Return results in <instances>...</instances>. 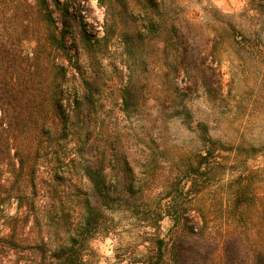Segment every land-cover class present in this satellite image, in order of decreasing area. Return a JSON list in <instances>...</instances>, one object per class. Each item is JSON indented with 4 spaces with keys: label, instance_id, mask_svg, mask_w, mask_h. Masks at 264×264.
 Returning a JSON list of instances; mask_svg holds the SVG:
<instances>
[{
    "label": "trees",
    "instance_id": "trees-1",
    "mask_svg": "<svg viewBox=\"0 0 264 264\" xmlns=\"http://www.w3.org/2000/svg\"><path fill=\"white\" fill-rule=\"evenodd\" d=\"M96 2L104 38L116 35L128 58L119 95L123 111L142 96L132 58L137 45H148L152 37L161 60L184 76V86L176 89L189 96L200 85L209 87L206 64L214 48L181 1ZM249 2L264 15V0ZM68 17L60 0H0V264H91L89 243L111 231L114 203L144 228L157 230L165 215L171 218L167 238L152 234L151 246L137 253L135 264H264V168L247 166L255 152L251 143L222 142L199 121L203 149L184 164L182 180L170 184L163 206L138 208L128 203L135 202V193L111 184L119 177L110 176L104 158L96 157H112L118 136L93 121L98 111L91 106L102 101L95 77L68 65L70 47L59 29ZM226 24L237 39L240 31ZM77 36L88 47L85 29ZM67 82L77 92L68 107L62 104ZM166 94L157 100L163 96L169 105ZM189 108L177 107L176 116L191 119ZM218 151L239 158L217 160ZM145 176L153 179V171L145 170ZM209 189L214 201L201 207L200 196Z\"/></svg>",
    "mask_w": 264,
    "mask_h": 264
},
{
    "label": "rangeland",
    "instance_id": "rangeland-1",
    "mask_svg": "<svg viewBox=\"0 0 264 264\" xmlns=\"http://www.w3.org/2000/svg\"><path fill=\"white\" fill-rule=\"evenodd\" d=\"M60 1L66 2L69 13L66 26L59 23L70 47L72 59L68 65L95 77L102 101L91 106L92 112L98 111L93 121L118 136L113 143V156L96 160L104 158L109 175L119 177L112 180L113 186L125 194L135 193V202L128 203L138 208L166 203L164 193L169 192L170 184L182 180L184 164L203 149L195 128L199 121H205L210 135L222 142L251 143L255 152L247 160V166L264 168V15L249 0H179L184 13L201 27L208 45L214 48V57L209 56L206 64L209 87L200 85L189 96L187 91L176 89L184 86V76L176 75L172 64L166 65L161 60L156 52V37H152L148 45L141 43L136 47L132 62L142 96L125 111L119 95L127 79L124 62L128 58L123 54L121 41L116 35L104 38L103 12L96 0ZM53 10L59 19V12ZM226 22L240 31L237 39ZM81 29L90 35V43L84 49L77 36ZM242 34L247 40L241 38ZM62 90V104L68 107L77 92L71 93L69 82ZM160 92L167 93L170 108L162 102L163 96L157 100ZM149 95L152 98L147 99ZM184 105L190 107L191 119L176 116L177 107ZM222 154L227 153L218 151L214 158L231 161L239 158L221 157ZM126 166L132 169L128 172ZM147 169L153 171V179L145 176ZM261 182L264 183V177ZM213 195L210 189L204 192L200 206H209ZM112 207L111 231L91 239L86 251L91 264H135L137 253L151 246L148 239L152 234L167 238L172 225L170 216L165 215L154 230L144 228L143 222L129 211H118L125 207L122 204L114 203Z\"/></svg>",
    "mask_w": 264,
    "mask_h": 264
}]
</instances>
